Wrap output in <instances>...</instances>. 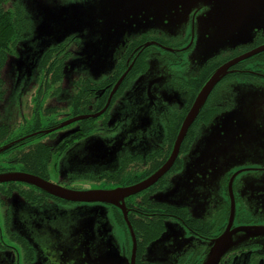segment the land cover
I'll list each match as a JSON object with an SVG mask.
<instances>
[{
    "label": "flooded vegetation",
    "instance_id": "1",
    "mask_svg": "<svg viewBox=\"0 0 264 264\" xmlns=\"http://www.w3.org/2000/svg\"><path fill=\"white\" fill-rule=\"evenodd\" d=\"M0 9L3 12L19 9L26 22L23 32L28 30L31 33L32 23L26 18L20 1L0 0ZM194 34L195 25L191 23L187 32L180 29L172 33L157 27L126 35L113 53L114 65L110 73L96 81L88 77L77 78L70 83L68 90H63L62 82L72 53L67 41L62 42L42 56L35 73L36 87L23 105L19 101V93L17 101L11 104L10 91L8 89L6 92L1 75L8 57L17 55V43L29 34L23 33L15 41L10 39L7 45L0 48V209L4 208L0 217V264H39L47 260L49 264H56V261H71L72 256H77L83 264L85 261L86 264H95L99 259L98 252L101 253L99 238L95 240L97 243L89 242L80 237L78 227L61 223L49 226L46 221H39L43 216L36 214L32 220L46 223L45 231H25L21 225L18 229H11L10 208L6 201L12 195L20 196L25 205L35 210L49 204L70 208L71 204L82 203H95L112 210L111 221L115 231L118 226L123 235L120 242L126 259L121 261L126 264H171L176 259H171L172 255L170 258L163 255L161 251L176 248L184 250L177 264H202L213 240L227 227L233 200L235 206L231 228L246 226L250 229L253 227V230L250 234L245 233L248 238L242 244L230 246L217 264H264V226H260L264 223V210H257L264 204L256 205L251 201L250 195L238 181V175L248 170L239 167V171L232 168L225 172L218 180L217 188L221 195L211 192L205 196L204 203L197 206L198 215L186 207L163 203L154 197L181 170L183 159L189 154L200 128L218 114L232 109L236 82L247 80L255 85L264 84V51L227 67L186 129L173 157L183 120L203 84L214 71L233 58L264 45V35L259 34L261 36L255 37L253 42L223 48L202 65L187 70L186 55L193 47ZM152 57L164 58L166 80L160 85L161 91L156 97L161 101V106L154 101L151 88L163 76L149 78L144 84L148 95L146 109L155 112L153 119L158 128L139 150L122 154L117 169H71L63 174L59 162L69 150L75 154L77 163L84 167H88L87 160L96 162L117 157L116 150L128 138L114 140L119 134L122 120L112 118L110 112L122 98L128 97L129 91L134 92L139 88L142 76L149 71ZM150 120L148 115L138 116L135 134L145 130ZM110 143L114 145L107 146ZM262 161L264 147L260 149L257 164ZM166 166L164 173L144 190L123 196L122 199L116 197L119 198L120 208L106 200L69 201L24 180L26 175H32L67 190L112 191L150 180ZM254 169L262 172L263 179L259 182L264 183V162ZM198 201L196 196L194 203ZM205 202H208V206H204ZM160 239L165 241L158 245L159 251H148ZM40 251L44 253L41 258L38 256Z\"/></svg>",
    "mask_w": 264,
    "mask_h": 264
},
{
    "label": "rangeland",
    "instance_id": "2",
    "mask_svg": "<svg viewBox=\"0 0 264 264\" xmlns=\"http://www.w3.org/2000/svg\"><path fill=\"white\" fill-rule=\"evenodd\" d=\"M18 1L23 6L26 18L32 23V29L28 37L17 43V55L11 54L2 70L1 76L4 79L6 92L8 89L10 91L11 104L17 101L18 93L21 105L26 102L30 97L29 94L36 87L35 73L42 56L47 50L62 42L67 41L72 53L64 70L62 82L63 90H68L70 83L77 78L88 77L96 81L110 73L114 65L113 53L124 41L123 38L139 31H146L148 28L159 27L172 33L183 29L187 32L191 23H194L195 38L192 49L186 55L187 70L202 65L212 54L222 50V46L232 47L235 42L238 43L233 47L247 45L253 42L255 37L261 36L259 34L264 35V31L258 28L253 29L251 38L245 34L238 38L224 34L218 30L221 24L215 22V3L211 1L191 3L188 8L180 5L177 9L163 14H161L163 8L159 7L158 1L151 10H148L147 0H113L114 3L108 10L97 8L96 3L99 0ZM222 1L228 6L232 0ZM88 4L91 8L86 7ZM148 70L141 78L143 84L141 83L134 92L129 91L128 97L122 98L110 112L112 118L122 120L119 134L114 140L128 138L119 149H115L117 157L103 161L94 160L96 162L87 160L88 167H84L77 163L75 154L69 150L59 162L63 174L71 169L75 171L117 169L122 154L139 150L142 144L147 142L146 139L158 128V124L153 119L156 117L155 112L152 110L148 112L146 109L148 95L144 84L149 78L163 76L161 81L151 88V93L155 96L154 101L161 106V101L156 97L160 94V85L166 82L164 58L152 57ZM235 87V103L232 109L218 114L211 122L200 128L188 151L189 154L183 159V167L171 177L163 191L155 194L156 200L186 207L190 212H194V215H198L197 206L204 203L205 196L211 192L220 194V189L217 188L219 178L229 169L240 167L239 169L248 170L238 175V181L244 186L245 192L250 195L251 201L256 202V205L264 204V183L259 182L263 179L262 172L254 169L264 162L257 164L260 149L264 147V84L255 85L245 80L237 81ZM166 90L169 99L168 89ZM140 115L142 117L148 115L151 120L145 130L136 135V120ZM112 144L114 145L110 143L107 146ZM206 162L209 164L205 165ZM196 165H200L201 168L197 171L198 177L195 178L190 170ZM64 167L67 169H63ZM90 182L86 181L89 184ZM196 196L199 198L198 203H194ZM190 197L193 198V202L190 201ZM110 202L120 208L119 198L113 197ZM6 204L10 208L11 229H18L21 225L25 231H45L46 223H36L32 220L35 214L39 217L43 216L39 221H46L49 226L61 223L65 226L78 227L80 237L86 238L89 242L99 238L101 253L98 252L99 259L95 264H126L121 261L123 258L126 259V252H123L120 242L123 235L118 226L119 233L115 231L111 221L112 210L102 207L103 205L82 203L63 208L49 204L35 210L25 205L18 195H12ZM204 206H208V202H205ZM257 210L262 212L264 205L257 207ZM3 211L4 208L0 209V217ZM260 226L263 227L264 223ZM246 238L248 235L234 231L231 235L232 245L242 244ZM163 241L165 239H160L148 251H159ZM161 253L169 255V258L172 255L171 259L176 260H172L171 264H177V259L183 256L184 250L176 248V250H163ZM38 256L41 258L44 253L40 251ZM71 258H73L71 261L55 263L83 264L77 256ZM47 261L39 264H49L50 262Z\"/></svg>",
    "mask_w": 264,
    "mask_h": 264
},
{
    "label": "water",
    "instance_id": "3",
    "mask_svg": "<svg viewBox=\"0 0 264 264\" xmlns=\"http://www.w3.org/2000/svg\"><path fill=\"white\" fill-rule=\"evenodd\" d=\"M156 1H158L159 7L163 8V12L161 14L177 9L178 6L180 5L183 8H188V6L191 3H195L199 1H203V2L211 1L215 3V7H214V13L216 16L215 22L221 24L218 30H220L226 35H229L230 37L238 38L241 35L245 34L248 35L249 38H251L253 37L254 28H258L264 31V0H232L231 4H229L228 6H225L222 0H147L146 2L147 4L146 6H148L147 9L151 10L153 6H155L154 4L156 3ZM113 3H114L113 0H99L96 3V6L101 10H108L110 9L109 6L112 5ZM86 7L91 8V5L88 4ZM108 17L111 18L112 16H108ZM160 18H164V17L160 16ZM237 43L238 42H235L233 46L236 45ZM233 46L231 48H233ZM262 51H264V45L258 46L254 48V50L244 53V55L242 56L233 58V60L229 61L223 67H220L213 72L210 78L203 84L201 90L194 99L195 101L190 109V112L183 120V124L179 130V134L175 141L176 145L172 152L173 157L175 155V151L177 150V146L179 142L183 139L186 133L185 132L186 129L193 122L194 117L199 111V108L204 104V101L206 100L205 98L207 97L209 92L213 89L212 87L214 86V84L217 83L224 75L226 68L229 67L230 65H233L234 62L243 60L246 57L253 56L255 55V53H259ZM206 164L209 163L206 162L205 165ZM200 168H201L200 165L191 167L190 172L191 174L194 175L195 178L198 177L197 171H199ZM165 169H167V166L159 170L157 173H155L153 177L150 178V180L147 179L142 183L134 184L133 186H129V187L113 189L112 191L103 190V189L101 190L90 189V190H80V191L70 190V189L67 190L61 188L60 186L55 185L54 183L45 181L39 176L36 177L32 175H26V177H24V180L32 183L35 186H39L44 191L47 192L49 191L69 201L70 200L72 201L81 200L86 202L102 201V200L111 201L113 197L120 196V199H122L123 196L131 195L135 192L144 190V188H146L148 185L153 183L154 180L159 178L164 173ZM190 201L193 202L192 197H190ZM234 206L235 204H233V200H232L230 218L226 225L227 227L215 240H213V244L210 247L211 248L210 252L206 256L202 264H217L219 262V260L221 259L220 258L221 255L224 254L227 250H229L231 248L230 246H232L231 235L234 233V231L243 232L244 234L245 233L250 234L252 232L253 227L251 229L246 226L231 228V224L234 216L233 215ZM121 209H123V205L121 206ZM127 223L129 225L128 221Z\"/></svg>",
    "mask_w": 264,
    "mask_h": 264
},
{
    "label": "trees",
    "instance_id": "4",
    "mask_svg": "<svg viewBox=\"0 0 264 264\" xmlns=\"http://www.w3.org/2000/svg\"><path fill=\"white\" fill-rule=\"evenodd\" d=\"M25 24L24 16L19 9L15 11L7 10L5 12L0 9V48L7 45L10 39L15 41V39L19 38L23 33L30 35L28 30L23 32Z\"/></svg>",
    "mask_w": 264,
    "mask_h": 264
}]
</instances>
